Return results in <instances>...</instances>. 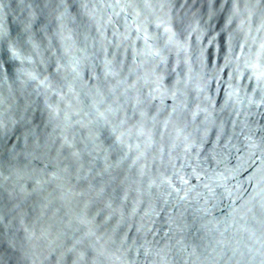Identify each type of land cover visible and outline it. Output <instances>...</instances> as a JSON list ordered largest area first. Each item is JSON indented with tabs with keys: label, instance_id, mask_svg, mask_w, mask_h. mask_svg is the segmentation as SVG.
<instances>
[{
	"label": "water",
	"instance_id": "obj_1",
	"mask_svg": "<svg viewBox=\"0 0 264 264\" xmlns=\"http://www.w3.org/2000/svg\"><path fill=\"white\" fill-rule=\"evenodd\" d=\"M0 264H264V0H0Z\"/></svg>",
	"mask_w": 264,
	"mask_h": 264
}]
</instances>
